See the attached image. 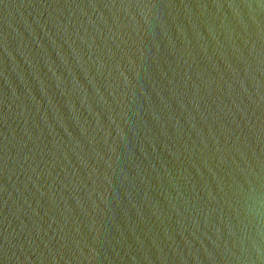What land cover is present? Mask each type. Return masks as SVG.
I'll use <instances>...</instances> for the list:
<instances>
[{"label":"water","instance_id":"obj_1","mask_svg":"<svg viewBox=\"0 0 264 264\" xmlns=\"http://www.w3.org/2000/svg\"><path fill=\"white\" fill-rule=\"evenodd\" d=\"M0 264H264V0H0Z\"/></svg>","mask_w":264,"mask_h":264}]
</instances>
